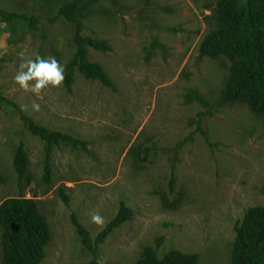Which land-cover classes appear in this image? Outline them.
Masks as SVG:
<instances>
[{
    "label": "rangeland",
    "instance_id": "rangeland-1",
    "mask_svg": "<svg viewBox=\"0 0 264 264\" xmlns=\"http://www.w3.org/2000/svg\"><path fill=\"white\" fill-rule=\"evenodd\" d=\"M221 1L0 0L19 15L0 25V204L36 202L50 234L38 264H88L74 216L96 241L122 202L131 213L97 241L100 264L175 250L196 264H234L238 228L264 207V114L244 100L223 102L230 60L200 51ZM65 4L75 6L84 37L109 45L87 48L112 85L78 65L67 83L77 48L74 23L58 16ZM36 54L64 66L62 83L39 96L14 80ZM22 114L84 146H49ZM20 145L24 175L14 165ZM2 233L0 225V264Z\"/></svg>",
    "mask_w": 264,
    "mask_h": 264
},
{
    "label": "trees",
    "instance_id": "trees-1",
    "mask_svg": "<svg viewBox=\"0 0 264 264\" xmlns=\"http://www.w3.org/2000/svg\"><path fill=\"white\" fill-rule=\"evenodd\" d=\"M58 16L65 17L76 28L74 40L77 49L69 67L67 83L72 80L74 65H78L86 76L112 85L106 71L88 60L87 45L108 49L107 42L82 35L83 21L74 5L61 6ZM17 17L16 13L0 9V25L10 24ZM213 18L216 29L203 40L200 51L213 59L224 56L230 60L222 101L244 100L254 113L264 114V0H222ZM4 100L5 97L0 95V103ZM199 100L203 101L200 97ZM21 118L29 130L49 146L59 143L84 146V142L76 136L50 130L23 114ZM14 165L20 175L26 173L27 157L22 145L17 149ZM171 185H174V177L171 178ZM62 196L67 203L68 198L63 192ZM130 213L131 210L122 202L118 214L100 232L96 241L74 216L82 241L93 255L88 264H100L96 258L97 241L122 224ZM0 225L3 227L1 264H38L43 260L50 234L45 217L33 199H5L0 204ZM136 264H196V256L175 250L160 258L153 252ZM234 264H264V207L249 210L238 228Z\"/></svg>",
    "mask_w": 264,
    "mask_h": 264
},
{
    "label": "clouds",
    "instance_id": "clouds-1",
    "mask_svg": "<svg viewBox=\"0 0 264 264\" xmlns=\"http://www.w3.org/2000/svg\"><path fill=\"white\" fill-rule=\"evenodd\" d=\"M15 82L21 89L30 90L39 96L42 89L51 85L59 86L64 80V66L54 57L43 58L36 54L35 59L28 58L19 65L17 74L14 76ZM38 109L39 105H34ZM92 222L102 223V217L94 214Z\"/></svg>",
    "mask_w": 264,
    "mask_h": 264
}]
</instances>
